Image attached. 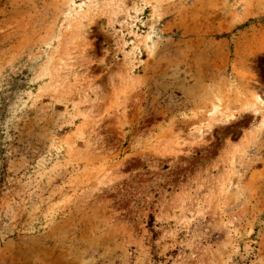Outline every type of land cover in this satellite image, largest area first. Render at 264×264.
Returning <instances> with one entry per match:
<instances>
[{
    "label": "rangeland",
    "instance_id": "obj_1",
    "mask_svg": "<svg viewBox=\"0 0 264 264\" xmlns=\"http://www.w3.org/2000/svg\"><path fill=\"white\" fill-rule=\"evenodd\" d=\"M0 264H264V0H0Z\"/></svg>",
    "mask_w": 264,
    "mask_h": 264
}]
</instances>
